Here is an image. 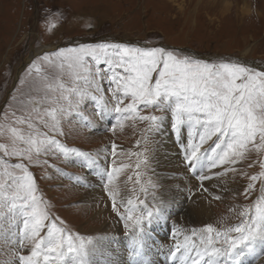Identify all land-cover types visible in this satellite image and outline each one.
I'll return each mask as SVG.
<instances>
[{
	"label": "rangeland",
	"instance_id": "1",
	"mask_svg": "<svg viewBox=\"0 0 264 264\" xmlns=\"http://www.w3.org/2000/svg\"><path fill=\"white\" fill-rule=\"evenodd\" d=\"M98 38L102 40L95 42ZM104 42L164 46L209 62H240L264 70V0H0V126L5 129L0 134V143H10L13 112L19 114L20 102L41 100V106L52 114H44L48 127L38 128V132H48L65 147L97 156L102 170L124 166L109 186L118 193L116 204L120 213L125 214L133 206V216L146 214L148 210L157 213L159 209L153 219L155 232L149 233L151 240H159L164 226L171 228L172 234L181 229L182 224L178 222L184 217L189 222L177 232L180 241L185 234L207 224L221 231L238 224L241 220L239 213L244 208H254L261 196L264 178L255 182L254 190L247 196L245 189L250 176L264 171L259 166L264 161V149L247 152L244 159L230 166L237 168L234 171L229 170L230 167L224 170L217 166L211 170L198 171L196 168L193 172L185 166L183 156L187 146L184 143L187 145L189 140L198 143L199 133L203 131L199 126L194 125L196 129L192 134L174 137L165 125L163 134L155 133L153 138L154 130L149 129L148 121L133 115L121 114L119 123L115 113L101 120L91 104L79 115L73 114L77 111V96L72 89H84L86 85L82 80H75L66 66L63 70L54 67L44 61L43 56L80 44ZM47 46L53 48L29 58L34 50ZM51 59L59 64L54 56ZM33 62L41 66L40 74L34 69L29 72ZM97 95H104L109 101L108 107H114L115 101L110 93ZM128 102L125 100L124 103ZM70 103L72 108L69 111ZM149 114L162 115L152 109H141L139 113ZM163 115L171 117L170 111ZM87 121L92 122L90 126ZM166 121L170 123V119ZM19 127L25 135L28 134L26 125ZM170 134L178 150L180 165L171 163V158L162 154V145L153 143L154 140L165 146L162 137ZM34 138L43 139L44 136L34 134ZM113 145L116 146L115 156L112 155ZM206 148L208 143L202 146V150ZM159 156L165 160L162 162ZM12 162H17L16 158H12ZM25 163L34 173L36 195L43 199L58 226L85 240L92 239V245L88 246L92 264H104L101 261L109 253L123 256L121 261L118 258L117 264L135 261L136 256L127 247L132 236L126 235L125 221L113 211V201L104 188L106 179L96 178L97 172L90 173L82 167L80 158L75 155L65 157L54 148L50 154L41 151L37 156L33 153V161ZM185 173L194 182L177 183L174 189L172 180ZM216 173L219 175H214ZM201 174L212 178L201 182L198 179ZM84 178L88 183L83 182ZM230 182L236 185L232 187ZM170 189L174 192L169 196ZM89 193L94 195V200H90ZM129 199L132 205H128ZM201 202L210 204L211 214L206 217L186 214L190 206ZM3 212L5 215L0 216V264H19L18 255H28L32 245L25 242L21 247L23 217L19 212L7 213L6 209ZM159 213L161 222H157ZM167 233L169 230H165L163 244L171 248L176 241L172 235L167 238ZM102 241L106 242L107 249ZM161 242H155L158 248L155 252L148 251V260L153 264H166L167 259L170 260L169 249H164ZM98 245L105 253L102 250L92 252V248ZM256 252L259 255L245 257L246 264H264L263 246L258 245Z\"/></svg>",
	"mask_w": 264,
	"mask_h": 264
},
{
	"label": "snow or ice",
	"instance_id": "2",
	"mask_svg": "<svg viewBox=\"0 0 264 264\" xmlns=\"http://www.w3.org/2000/svg\"><path fill=\"white\" fill-rule=\"evenodd\" d=\"M53 56L59 61L58 65L51 59ZM43 60L61 70L66 66L75 80H82L86 85L84 89H72L77 96L75 115L91 104L101 120L115 113L119 123L121 114L133 115L148 121L149 129L157 135L163 134L166 119H170L166 126L173 136L187 133L191 125L202 128L198 143L189 140L184 149L185 166L193 172L197 167L211 170L217 166H232L252 149H264V70L240 62H209L164 46H131L114 42L60 49L44 54ZM33 69L37 74L42 71L37 62L28 68L29 72ZM105 92L111 94L114 107H108L109 101L104 95H97ZM125 100L129 102L125 104ZM41 104L42 101L36 99L21 101L19 114L13 112L10 143H0V216L5 215L3 209L7 213L18 211L23 217L21 247L25 242L32 245L28 255H18L19 264H41V259L43 264H92L88 247L92 245V239L85 240L58 226L43 199L36 195L34 173L25 163L33 161V153L37 156L41 151L50 154L53 148L65 157L75 155L80 158L82 167L90 173L99 172L101 179H106L104 188L113 201V211L125 221L126 235L132 236V254L140 258L137 264H153L144 259L143 253L147 241L151 240L149 233L155 232L153 219L159 209L157 213L148 210L146 214L133 216V206L125 214L120 213L116 204L118 193L109 186L124 166L102 170L97 156L65 147L48 132H38V128L48 127L44 119L47 109ZM71 108L70 103L69 111ZM141 109H152L162 115H139ZM169 111L170 118L163 115ZM87 123L90 126L92 122ZM21 125L29 129L27 135L21 131ZM4 131L0 126V134ZM34 134L44 138H34ZM205 143L208 148L202 150ZM112 155H116L115 145L112 146ZM12 158L17 162H12ZM259 166L264 170V161ZM229 170L235 169L230 167ZM211 178L207 174L198 176L201 182ZM261 178H264V171L249 177L246 196ZM83 182L88 183L87 178ZM260 192L254 208H244L239 213L241 220L235 226L221 231L207 224L193 229L190 235L185 234L182 241L173 232L172 238L176 242L169 249L172 264H246V256L259 255L257 246H264V180ZM127 203L132 205V200ZM151 243L155 245L154 240Z\"/></svg>",
	"mask_w": 264,
	"mask_h": 264
},
{
	"label": "bare ground",
	"instance_id": "3",
	"mask_svg": "<svg viewBox=\"0 0 264 264\" xmlns=\"http://www.w3.org/2000/svg\"><path fill=\"white\" fill-rule=\"evenodd\" d=\"M53 47L51 46V47H46V48H44L43 47V49H37L36 51L34 50L33 52H32V54L31 55H29V58H32L35 54H38V53H41V52H43L45 49L46 50H50V49H52ZM26 63H24L23 62V65H25ZM22 69V67L20 66L19 67V70H21ZM18 71V70H17ZM107 118V117H106ZM106 118H104V119H106ZM164 124L165 125H167V124H169L166 120H165V122H164ZM196 128H195V126L194 125H191V126H188V132L187 133H185V135L186 134H192L193 132H194V130H195ZM155 131H154V133H153V138H154V135H155ZM192 136V135H191ZM175 137V136H174ZM163 140H165L166 142H165V146L161 143H159V142H157V141H154L153 140V143L155 144V145H158V146H161L162 148V150H164L163 151V153L162 154H165L167 157H170L171 159V163H173V162H175V165H180V163H179V156H178V150L176 151V148H175V146H174V143H173V140H172V136H171V134L170 135H165V136H163L162 137V141ZM184 141V140H183ZM183 143V142H182ZM178 144V143H177ZM184 145L185 146H187L185 143H184ZM178 146V145H177ZM166 150H165V149ZM169 151V152H166V151ZM159 159L160 160H162V162L165 160V157H163V156H159ZM169 165H170V163H169ZM180 167V166H179ZM230 166H228V165H223V166H220V168H222V169H224V168H229ZM237 169V168H236ZM235 169V170H236ZM107 170H108V168H107ZM197 170L199 171V170H201V168H199V167H197ZM225 170V169H224ZM208 172V171H207ZM217 172V171H216ZM224 172V171H223ZM188 173V172H187ZM95 174V173H94ZM96 178H98V177H100V173L99 172H97L96 173ZM230 178V177H229ZM228 178V179H229ZM210 180V179H209ZM93 181V179L91 180V182ZM174 183H175V187H174V189L176 188V184L177 183H183V184H186V183H192V182H194L192 179H191V176L189 175V174H187L186 175V173L183 175V177H178V178H175V179H173L172 180ZM232 181V180H231ZM211 182V181H210ZM209 184V183H208ZM220 184V183H219ZM230 184H231V186L232 187H234L235 185L233 184V183H231L230 182ZM234 185V186H233ZM231 187V188H232ZM229 188V187H228ZM230 189V188H229ZM215 191V190H214ZM230 191V190H229ZM237 191V190H236ZM173 192H174V190H171L170 189V191H169V196L171 195V194H173ZM219 192V191H218ZM177 193H178V191H177ZM199 194V193H198ZM89 198H90V200H94V195H91L90 193H89ZM198 196V195H197ZM200 196V195H199ZM230 196V195H229ZM98 197H96V199H97ZM201 198V197H200ZM198 201V200H197ZM206 202V201H205ZM205 202H201V203H199V204H194V206H190V210L189 211H187L186 212V214L188 215H190V213L191 214H193V215H195V216H198V215H203V216H208L209 214H211L210 212H211V208H210V204L209 205H206L205 204ZM227 203V202H226ZM177 205V204H176ZM213 211V210H212ZM97 215V214H96ZM100 215V214H99ZM186 215V216H187ZM183 218V217H182ZM189 219V218H188ZM173 221H175V219L173 220ZM176 221H178V219H176ZM195 221V220H194ZM157 222H161V215H160V213H159V219H158V221ZM185 222H189V220H187L186 219V217H184L183 219H180V221L178 222V223H181L182 224V227H181V229H183V227H185V225H186V223ZM188 225V224H187ZM170 226V225H169ZM181 229H176L175 231H176V233L177 232H180L181 231ZM186 229H187V226H186ZM165 230L166 231H168L169 230V233H167V238L168 237H170V235H172V229L170 228V229H167L166 228V226H164V228H163V230L160 232V235H159V240H162V242L161 241H159V240H157V239H155L154 238V240H155V242L156 243H159V242H161L160 243V245L164 248V249H170L169 247H168V245L167 244H163V239L166 237V234H165ZM178 230V231H177ZM174 231V232H175ZM171 233V234H170ZM191 233H189V235H190ZM178 235V234H177ZM178 237V236H177ZM179 239V238H178ZM131 240H132V238H131ZM131 240H129V243L127 244V247L132 251V249H133V247H130V246H133V242L131 241ZM180 240V239H179ZM183 240V238L181 239V241ZM151 241L152 240H148L147 241V247L144 249V253H143V257H144V259H148V251H152V252H155V250L156 249H158V248H156V246L155 245H153L152 243H151ZM165 242H167V241H165ZM102 245H103V247L104 248H106V246H104L105 245V243L106 242H104V241H102ZM170 244V243H169ZM172 245V244H171ZM97 246V245H96ZM96 246H94V248H92V252L94 253V252H96V251H103V253H105V251L102 249V246L101 245H98V247H96ZM173 246V245H172ZM107 249V248H106ZM263 249H264V246H263ZM94 250V251H93ZM259 251H262L260 248L258 249ZM109 251V250H108ZM92 253V254H93ZM108 253V252H107ZM95 254V253H94ZM101 254V253H100ZM116 255H118V256H114V255H110V253H109V255H105L104 256V258H103V261H101L102 263H104V264H117V260H118V258H119V261H121L123 258V256L122 255H120V254H118V253H115ZM100 256V255H99ZM140 258L139 257H136V259H135V261L133 262L132 260L130 261V263L129 264H137V261L139 260ZM166 264H171V260H169V262H168V259H167V262H165ZM13 264H15V263H13ZM18 264V263H17Z\"/></svg>",
	"mask_w": 264,
	"mask_h": 264
},
{
	"label": "water",
	"instance_id": "4",
	"mask_svg": "<svg viewBox=\"0 0 264 264\" xmlns=\"http://www.w3.org/2000/svg\"><path fill=\"white\" fill-rule=\"evenodd\" d=\"M97 40H100V39H97ZM123 41H127V40H123Z\"/></svg>",
	"mask_w": 264,
	"mask_h": 264
}]
</instances>
